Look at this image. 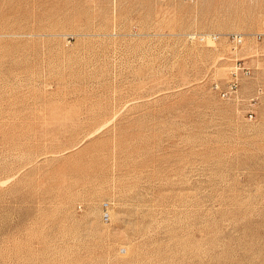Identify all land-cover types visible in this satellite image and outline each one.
<instances>
[{
	"label": "rangeland",
	"instance_id": "rangeland-1",
	"mask_svg": "<svg viewBox=\"0 0 264 264\" xmlns=\"http://www.w3.org/2000/svg\"><path fill=\"white\" fill-rule=\"evenodd\" d=\"M0 264H264V0H0Z\"/></svg>",
	"mask_w": 264,
	"mask_h": 264
},
{
	"label": "built area",
	"instance_id": "built-area-1",
	"mask_svg": "<svg viewBox=\"0 0 264 264\" xmlns=\"http://www.w3.org/2000/svg\"><path fill=\"white\" fill-rule=\"evenodd\" d=\"M231 41L235 46H238L243 42V39H242V37L235 36L231 39ZM239 69H241L243 71L244 75H249L251 73L249 71V69H247L246 67L237 68V69L231 71L230 76H229L230 77L229 81L227 82L225 87H221L220 85H216V89L219 91V93L223 97L230 98V97L236 96V94L238 92V87H239V76H238ZM104 217L107 220L110 219V213L107 209L104 213Z\"/></svg>",
	"mask_w": 264,
	"mask_h": 264
}]
</instances>
